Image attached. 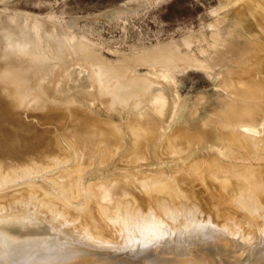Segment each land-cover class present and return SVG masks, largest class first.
<instances>
[{"label":"bare ground","instance_id":"1","mask_svg":"<svg viewBox=\"0 0 264 264\" xmlns=\"http://www.w3.org/2000/svg\"><path fill=\"white\" fill-rule=\"evenodd\" d=\"M222 2L226 5L224 7H232L233 11L225 14L212 25L214 32L211 40L205 36L197 40L188 38L184 40L187 46L185 50L175 45L138 56L132 54L130 57L123 56L116 61L96 56L93 51L83 53L81 55L83 61L92 71L91 75L87 74L88 78L82 79L85 81L83 87L94 88L95 93L91 94L90 91L91 93L88 94L87 90L85 93L83 88L84 90L81 91L83 94L74 93L75 95L66 99H60L56 88L49 84V80L47 81L49 76L60 75L63 72L64 60L61 58L62 63L58 60L54 62L49 57L50 51L47 48L45 55L37 53L38 49L35 53L34 48L35 54L30 55V52H26L25 55L21 43L28 33L18 24L11 23L10 19L2 18L9 28L6 27L8 29L6 34L9 33L7 37L11 36L16 41L22 40L20 45L23 53L20 48L18 50L20 49L23 56L19 55L20 52L17 53L16 48L14 55L18 54L19 58H15L13 63L11 60L16 56H9L11 63L6 54L5 62L11 67L6 69L8 71L0 72V88L3 91H0V110L11 106L22 107L21 101L28 100L29 94L32 98L28 100L32 104L31 107L37 111L36 113L39 111L44 119L63 118L66 112L64 110L68 109L73 121L66 134L78 141V145L73 144L74 148L75 145L79 146L73 151L75 153L73 155H76L73 158L79 161L77 165L80 163L84 166H77L84 168L82 173L85 169L86 171L89 169L90 161L93 160H90V154L98 143H100L99 147L102 149V145L105 150H102L105 156L101 158V162L103 160L105 163L107 160L119 162L122 154H126L124 158H127V161H123L125 160L123 158V163L117 162L124 164L122 167L120 165L117 167V163L116 166L111 163L110 166L119 168L118 173H112V177L111 172H108L111 177L109 178L108 175V180L107 176H104L106 181L100 178L106 167H103L104 170L98 169L101 172L98 174L100 180L97 182L100 185L96 184L97 186L93 185L94 182L89 177V181L92 182L88 181L87 175L84 176L91 171V168L80 174L73 165L76 168H73L74 171L80 174L78 177L84 176L82 181L76 178L77 173L72 172V176L75 174V177H69L68 184L64 183V180L62 182L67 184L66 190L72 187L77 190L74 191L75 196H73V188L65 192L58 190L57 187L60 186L58 176L63 175L61 174L56 176L58 183L54 184L57 182L56 177L53 183L50 181L51 185H57V189L53 185L56 193L51 190L53 186L50 184V192L44 191V193L49 192L48 199L52 194L53 197L50 198L52 200H46L47 196L45 200H41L40 197L44 199L45 195L44 197L37 195L39 200L36 197L35 200L36 194L33 193L37 192L31 187L27 188L25 194L16 196L18 200L11 196L12 203L21 204L22 211H18V206L14 210L8 204V211L13 210H10L7 216H5L8 207L5 203L6 198L1 195L0 199H4L5 205L1 200L3 205L0 203V264H142V259L138 255L133 259L123 258L116 261V257L111 258L105 254L116 250L125 251L132 247L130 242L135 238L146 240V235L151 237L148 238L149 240L154 241H146L147 244L168 242L169 251L174 253L178 249L186 248L185 252L179 255L182 256L180 259H150L147 264H264V162H262L264 161L262 160L264 158L262 157L264 156L262 154L264 153V0H222ZM39 25L40 23H37L35 27L39 28ZM28 41L33 45L30 46L32 49L35 43L32 44L30 38ZM37 41L39 42V39ZM59 42L58 39L57 43L61 48L62 44ZM19 46L17 44L15 47ZM26 46L28 43L24 47L29 50V46ZM8 47L13 55L11 49L15 50V47L12 45ZM58 49L57 54H60L62 49ZM30 51L32 53V50ZM138 58L143 59V62L153 69L145 75L139 74L135 64L138 63ZM82 64L79 66L80 73H85L87 69L85 71L86 66ZM171 66H184L182 70L184 72L187 68L203 71L204 77L212 84L213 92L209 95H200L190 104L189 100L181 98L177 69L171 70L173 69H170ZM68 73L71 75V72ZM218 78H220L219 82ZM32 80H35L34 83L36 82L38 86L31 84ZM98 98L116 114V122L106 118V113L103 114L100 108L95 106V100ZM133 105L135 107L133 115L131 114L132 118L128 121V126L126 125L127 130L122 129L124 124H122L123 120L121 121V109L128 110ZM21 131L26 132L28 136L25 137ZM8 132L5 133L7 137L8 134L10 136ZM127 134L135 139L134 147L132 138H128ZM126 135L130 139L131 146L128 145L127 138L124 139ZM45 136L35 129H20L18 133L13 134V137L8 139L6 136V138L2 137L6 142L10 138L14 140L13 143L9 140L7 146L5 140H2L4 152L9 154L10 158V155L16 153V148L13 146L15 143L24 142L22 144L24 145L27 140L32 139L41 156L45 151L55 153L52 150H56L60 143L63 145L68 141V138L66 142L62 139L61 141L64 142L62 144ZM28 141L26 143H29ZM52 142L59 144L58 147L54 144V148ZM69 144L73 146L68 141L67 147ZM63 146H61L62 153L59 148L57 151L67 160L69 157L66 159V155L71 146L69 148L65 146L66 150L68 149L66 155V152L63 153ZM123 147L130 149L133 147V150L128 149L129 154L122 153L128 152ZM120 151L122 152L118 157L117 153ZM257 151L261 152L260 156L261 154L262 156H254L260 158L254 160H260L262 164L256 161L257 164L254 163L256 164L254 166L251 154L259 155ZM70 152L72 151H69V154ZM113 153L119 159H116ZM97 154L95 151L91 155ZM93 156L92 158H95ZM144 157H148L147 160L151 158L149 159L151 163L144 161ZM71 158L72 155L69 159ZM140 158L143 159V164ZM236 158H240L241 162L239 163L240 159L238 161ZM65 160H63L64 164ZM138 161L141 166L145 165L144 163L149 164L145 165V169L143 167L146 176L141 177L151 180L152 183L148 180L151 183L149 188L145 187L147 183L143 186L139 178L135 177L138 174L142 176L144 172L142 170L141 173L135 174L136 169H142V167L135 169L139 165ZM249 161H252L254 167ZM69 162L66 163L68 168L69 165L74 164L73 161L71 164ZM98 162L94 164L98 165ZM102 163L99 165L104 164ZM136 163L138 165L134 167ZM107 167L109 169V166ZM70 170L72 171V167L66 172L69 174ZM11 171H8L10 175ZM66 172H64L65 176H62L64 179L67 176ZM20 177L23 179L24 176ZM152 179L160 180L159 182L165 180L167 185L162 182V185H159L160 183L154 180L153 182ZM103 180L105 183L108 181L115 183L109 188ZM83 183H86L85 186ZM153 183L156 185L152 186ZM63 186L60 188L65 189ZM104 186L109 190L106 191ZM96 187L99 188L98 191ZM93 189L98 192L97 196ZM69 191L72 194L69 195ZM76 193L79 195L76 196ZM80 194L83 199L79 197ZM7 196L10 197V193ZM73 197L75 201L79 197L80 199L77 200L84 202L83 206H81L82 202L78 204L77 201L76 204ZM53 198L54 201L55 199L59 201L60 205L56 204ZM32 202L34 207H31ZM46 215L50 219H47Z\"/></svg>","mask_w":264,"mask_h":264},{"label":"rangeland","instance_id":"2","mask_svg":"<svg viewBox=\"0 0 264 264\" xmlns=\"http://www.w3.org/2000/svg\"><path fill=\"white\" fill-rule=\"evenodd\" d=\"M224 6H226V5H223L222 0H0V17H1L0 20L2 18L6 17V18L10 19L11 23L18 24L24 32L28 33L27 36L23 37V39L25 38L24 39L25 43H24V41H23V43H21L22 40L16 41V40L12 39L11 36L7 37L9 35V33L8 34H6V33H7V30L9 28L3 22V19L1 20V22H0V24H1V27H0V72L2 73L5 71H8V70H6L8 68L10 69L11 66L9 65L10 66L9 67L7 65L9 63L6 64V62H5V60L7 59L6 54L8 55V61L11 60V57H9V56H16V57L12 58L13 60H11V61L13 62V61H15V58L18 57L17 56L18 54L14 55V53H15L14 51H17L18 48L21 49L22 53H23V49H24L25 55H26V52L27 53L30 52L29 53L30 55L35 54L36 49H38L37 53L40 52L39 53L40 55H45V53L47 52L45 50L48 49V51H50V54H48V55H49V57H51V59H53L54 62H57V60L59 62H61V61L63 62V60H64V62H65V64L63 63L64 69L62 68L63 72H61L60 75L54 74L52 76H49V78L47 79V81L49 80L48 81L49 84L51 86H53L54 88H56V90L58 91L57 94L59 95L60 99H66L71 95L72 96L75 95L74 93H76V94H78V93L83 94V92L87 93V91L89 92L88 94H90L91 92H92L91 94H94L95 93L94 88H88L87 87L88 89H85V87H83L84 83H85V81H84L85 78H88L92 72L91 69H89L88 66L85 65V62L83 61V57L81 56L83 53H85V52L90 53L89 51H91V52L93 51L94 55L97 54L96 56L99 55L100 57L106 58V60L116 61L117 59H120V57L123 58V56L130 57L131 54H132V56L133 55L138 56V54L140 55L142 53H150V51L155 52V51H159V48H160V50H162V49H165L167 47H172V46L174 47L175 45L177 47L179 46L181 49L185 50L187 48V46L185 45L184 40H186L188 38L197 40L201 36H205L209 40H211V35L214 32V28H212V25L217 20L221 19L225 14L231 13L233 11L232 7H224ZM37 20L40 22H37ZM37 23H40L39 28L35 27V25H37ZM35 28H37V29H35ZM50 33L52 36L50 35ZM29 34H31L30 37H29ZM27 37H28V40L30 38V40L32 41V44H33V42L35 44H39V42H40V44H39L40 46L39 45L36 46L34 44V47H32V49H31L30 46H33V45L29 44L30 42L28 40H26ZM36 37L39 39V42L37 41L38 39ZM32 39H34V40H32ZM55 39L57 42H58V39L60 40V42L62 44L61 48L56 41L54 42ZM15 43H16V45H15ZM20 43H21V45L23 44L22 45L23 49L21 48ZM27 43L29 46V50H28V48L24 47L25 44H27ZM17 44H18V46L19 45L20 46L15 47V46H17ZM10 45H12V47H15V50H14V48L11 49V51L13 50V55L11 54L10 49L8 47ZM28 46H26V47H28ZM87 46H88V48H87ZM35 47H37V48H35ZM57 47L59 49H62L61 50L62 54L60 53L61 56H60V54H57V53H59V51H57V49H58ZM84 47L87 49H85ZM16 48H17V50H16ZM33 48H34L35 53H33ZM43 48H44V51H43ZM19 50L17 51V53L20 52ZM26 50H28V51H26ZM30 50H32V53ZM21 52L19 55L23 56V54ZM135 53H137V54H135ZM29 54H27V55H29ZM61 58L63 60H61ZM11 61H9V62H11ZM137 61H138V63H135V64H137L136 67H137V70L139 69L138 70L139 74L145 75L149 70L153 69L152 66L151 67L149 65L147 66V64H145L143 62V59L138 58ZM81 62H83L84 67L86 66L85 71H86V69H87V71L85 73H80L79 66L82 64ZM12 65H14V64H12ZM55 67H57V66H55ZM154 68H159V67L154 66ZM171 68H173V69H171ZM170 69L174 70V71H176V69H177L176 73L178 74V76H179L178 79L180 80V82H179V94H180L181 98H183L185 100H189L190 104L193 103L195 100H197L200 95H203V94L209 95L210 93L213 92L212 84L210 83L209 80H207L204 77L203 71H200L199 69H198V71H196L197 69H195V68H191V69L187 68V69H185L187 71V72L185 71L186 72L185 73L184 71H182L184 69V66H171ZM89 70H90V72H88ZM68 72H71V75H69ZM88 73H90V74L87 76ZM66 74H68V75L66 76ZM0 76H1V74H0ZM82 79H84V80H82ZM219 79L220 78L217 79L218 82L220 81ZM34 81L33 82L30 81V82H31V84L33 83L34 85H36L37 83L36 82L34 83ZM31 84L29 83V85H31ZM29 85L27 84V86H29ZM36 86H38V84ZM31 88H34V87H31ZM83 88L85 89V91H83L84 90ZM0 91H2L1 88H0ZM81 91H83V92H81ZM27 99L28 100L32 99L30 97V94L27 97ZM28 100L24 99V101L23 100L21 101L22 107H21V105H19V107H17V108H16V106H11L9 108L5 107V108L0 110V115H1L0 116V138L5 137V136L7 137V134H5V133H7V131H9L8 133H10V136L8 134V137L7 138L5 137L6 139H8L9 137H13V134L18 133V130L20 131V129L25 128L28 130L35 129V131L42 133L43 136H45L47 134L45 137H47L50 140L52 139V141L54 140L58 143L62 142L61 141L62 139L63 140L65 139V142H66L67 141L66 138H68L69 143H72V145L73 144L78 145V141H76V139H74L76 142V143H74V140L72 138L68 137L69 135L66 134V132L68 131V128L71 127L70 124L72 125V121H73L72 116L70 117V113L68 112L69 111L68 109L64 110V111H66L64 114V116L66 118L63 117L60 119H54V118L53 119H44L41 116V114L39 113V111H38V113H36L37 111H35L31 107L32 104ZM104 104L105 103L101 102V99L99 100V98H98V100L97 99L95 100V106L100 108V110L102 111L103 114L106 113L105 117L106 118L108 117L110 121L113 120V122L114 121L116 122L117 121L116 114L111 112L112 109H110V107L108 105H106V104L104 105ZM134 105L131 106L128 110L121 109V115H122L121 121L123 120L122 124H124L122 126L125 127V128L122 127V129H126V127L128 126L127 123L132 118V115H133L132 113H133V110L135 107ZM10 108H11V110H10ZM19 117H20V119L18 120ZM112 117L113 118L115 117L116 120L113 119ZM17 120H18V122H17ZM121 121H120V123H121ZM22 125H23V127H21ZM56 125H58V126H56ZM14 127H15V129H14ZM57 130H58V132H57ZM126 130H125V133H127ZM11 132H12V134H11ZM60 132L62 134H60ZM21 133L25 134L24 135L25 137L28 136V134H26V132L24 133V131H21ZM63 133H64V135H63ZM125 133H123V134L125 135ZM3 134H5V136H1ZM61 135H63V136H61ZM127 135L124 138L125 140L129 136V135L128 136ZM128 138L131 139L132 137L129 136ZM128 138H127L128 145L131 146V144H129L130 139H128ZM6 139L2 138L0 140V142H2V143H0V148H1L0 149V156H2V155L4 156V157H0V197H1V195H3V197L6 198L5 199L6 205L7 206H8V204H9V206L11 205L12 208H14V210L17 206H18L17 207L18 211L20 209H22V207H21V204H19V203L17 204L16 202H14V204H13L12 203L13 198H11V196L14 197V199H15L19 195L21 196L27 190V188H30V187L35 189V191L38 193V194L33 193L34 195L36 194L35 196L33 195L34 199H35V197L37 198V195H42V196L45 195L44 199L42 197H40L41 200H45L46 196H47L46 200H52V199H50L51 197H53L52 194L49 195V199H48V194L50 192L49 190L51 189V188H49L50 187L49 184L51 185V182L54 181L56 176L61 175V174H63L62 176H65L64 172L68 171L69 168L71 169V167H72V171L70 170V172H69V174L71 176H69L68 172H66L67 176L65 177V179L62 176H58L59 177V183H58V178L56 177L57 180L55 179V181H57V182H54V184L58 183L60 185V186L58 185L59 187H57V188H58V190L61 189V192H62V190L65 192V190H66L65 187L70 181L69 177H75V174L77 173V171H79L80 174H84L85 172H87L91 168V171H88L89 173L87 172V174H85L84 176L87 175L86 176L87 179H88V177L90 179H92L93 182L95 183V184L93 183V185H96V184L100 185L97 182H99V180H100V179H98L99 178L98 174H100L101 171L99 172V170L101 168H102L101 170H104V168L106 167L104 170V173H101V175H100V178H102V179L106 178L104 176H107V179H108V175L111 174L113 177L112 173H114V174L118 173L117 169H119V168H116V167L114 168V166H116V163L118 162L117 160L112 161V162L111 161L109 162L107 160V163L103 162L104 161L103 160L102 162L104 164L100 161L104 158L103 156H105L104 152L102 151V150H104L103 146L101 145L102 149L99 147L100 143L96 144V147H94L95 150L93 148V151H92V153L96 151V154L98 152L100 154V156H99V154H97L96 156L91 155L92 153L90 154V156H91L90 160L93 159L94 162L99 161L98 165L97 164L95 165L93 160H92V161H90L91 165H90L89 169H87V171L85 169V172L82 173V171H84L83 170L84 168H78V167L79 166L84 167V166L80 163H79L80 165L79 164L77 165V163L79 161H76L77 159L75 160V158H73V156L76 157V155H73V153H74L73 151H75L77 147L79 148V146H77V145H75V148H74V145L71 146L69 144V147L70 146L72 147V150H70L71 149V147H70L69 151H72V152H70V154H69V151H68V154H67L66 151L68 149L66 150V148H69V147H67L68 141H67V143L62 142V144L64 143L63 144L64 146L61 145V143H60L59 147L57 146L59 144L56 145L55 142L54 143L52 142L53 147L55 144V147H58L60 149V153H62L61 152V146H63V148H62V150H64L63 153L66 152L65 155L67 154L66 159L68 157L70 158L72 155V158L76 162H74V160H72V158H71V160L69 158L67 160H65V158H64L65 156L62 158V154H60V153L58 154V152H59V151H57L58 148H56V150H52L56 154L52 153L51 151L50 152L45 151L43 153L44 155L40 156V153H39L40 150L35 146L36 143L32 139H30L32 142L30 140L29 141L27 140L29 143H26L27 142L26 141L24 145H22L24 142H22V143L18 142L17 144L15 143L13 146L16 148V153L13 156L10 155V158H9V154H6V152H4L3 145L5 142V146H7L6 143L9 140H11V138L9 140H7V142H6ZM2 140L3 141L5 140V141L3 142ZM12 140H13V138H12ZM12 140H11V142H12ZM57 140H59V141H57ZM131 140H132L131 142L133 143L132 146L134 147L135 139L132 138ZM65 146H66V148H65ZM133 147H131V149ZM123 148H125V147H123ZM97 149H101L100 151H102L103 153L98 151ZM125 149L128 150V149H130V147L125 148ZM125 149H123V150H125ZM35 150H36V152H35ZM130 150H128V152L120 151L119 153H117V156L119 157L121 152L129 154ZM260 153H259V155L258 154L255 155V153H254L253 156H252L253 153L251 154V157H253V159H251L253 161V164L256 163V161H258V160L255 161L254 159L261 157L262 154L264 155V153L262 152V154L260 156ZM31 154H33V155H31ZM113 154L115 157L116 156L115 153H113ZM122 155L123 156H120V157L123 159L126 156V154H122ZM5 156H6V158H5ZM33 156L36 160H34ZM44 156L46 159L44 158ZM92 156L95 158H92ZM117 156L115 157L116 159L118 158ZM254 156H259V157L255 158ZM60 157L63 160H65L66 163L69 161H71V162L73 161L74 164L72 163V166L69 165V168H68L67 164L65 163L66 164L65 165L63 160H61ZM97 157L99 159H97ZM262 157H264V156H262ZM1 158H4L5 160L1 159ZM25 158L28 160L26 161ZM47 158H48V160H47ZM113 158H112V160H113ZM147 158L148 157H146V158L144 157L143 158L144 161H146V162L148 161L147 163H151L149 161V159L151 160V158H149L148 160H147ZM6 159H8V160H6ZM13 159H16L17 161L15 162V160L13 161ZM122 159L119 160V162L121 161V163H123V161H125V162L127 161L126 160L127 158L126 159L124 158L125 160H123V161H122ZM143 159L141 160V158H140L141 164H143L142 163ZM236 159L239 161L240 158H236ZM2 160H4V162ZM9 160H11V161H9ZM38 160H40L41 162ZM262 160H264V158ZM20 161H21V163H20ZM252 161H249V164H252ZM28 162H31V163H28ZM45 162H47V163H45ZM71 162H69V163L71 164ZM100 162L104 166L99 165V164H101ZM139 162L140 161H138L137 163L139 164ZM240 162H241V159H240L239 163ZM262 162H264V161H262ZM108 163H109V165H108ZM111 163L114 166L111 165L112 166L111 167L110 166ZM118 163H117V167H119V165L121 167L124 165V164L122 165V164H118ZM137 163L135 165L133 164L134 167L138 165ZM260 163L261 162H259L258 164H260ZM128 164H131V163H128ZM144 164L149 165L146 163H144ZM253 164H252V167L256 166L257 163L254 164V166H253ZM3 165H5V167ZM73 165H75L76 167L78 166L77 171L76 170L74 171V169H76V168H74ZM105 165L109 166V169ZM133 165H130V166L133 167ZM139 165H138V167H135V169L141 168V167H142V169L141 170L138 169L140 171H138L136 169L135 174L141 173V171L145 169V165H143V166H141V165L139 166ZM263 165H264V163H263ZM65 166H66L67 170H66ZM94 166H95V168H94ZM100 166H102V167H100ZM127 166H129V165H127ZM157 166H158V164H157ZM143 167H144V169H143ZM63 168H65V169H63ZM257 168H258V166H257ZM4 169H5V171H4ZM62 169H63V172L61 173ZM80 169H81V171H80ZM113 169L114 170L116 169V170L114 171ZM147 169L148 168H146V170ZM11 170H13V171H11ZM106 170H108V171H106ZM8 171H11V175ZM12 172H14V173L12 174ZM72 172L73 173L75 172L74 176H72V174H73ZM90 172L91 173L95 172V173L91 174ZM108 172L109 173L111 172V173L108 174ZM144 173H145V170H144L142 176L138 174L135 177L139 178V182L140 183L142 182L143 186L145 185L144 183H147L148 185L146 184L145 187L148 186V188H149V184H151L152 182L150 179H148V180L151 183L148 180H145V178L141 179V177L146 176L145 175L146 173L145 174ZM77 174H76V178L80 175V174H78V175ZM89 175L92 176V178ZM111 175L109 176V178L111 177ZM20 176H22V177L24 176L26 178L23 177V179H22ZM84 176H81L78 178H80V180H81ZM60 178H61V180H60ZM17 179H20V180H17ZM71 179L74 180V178H71ZM84 179H83V181L85 182L86 179L85 180ZM62 180H64L63 182L67 183V184L65 185L62 182ZM73 180H71V181H73ZM96 180H98V181H96ZM143 180L145 182H143ZM153 180L154 179H152V181ZM81 181H79V183H82ZM88 181H89V179H88ZM88 181H86L87 184H88ZM105 181H106V179H105ZM105 181L103 180V183L106 185L107 182L105 183ZM154 181H156V180H154ZM159 181L158 180L156 181L157 183H160L159 185H162V183L166 184L165 180H163V182L161 181L162 183ZM89 182H92V181L90 180ZM109 182L110 181H108V183H107L109 186L106 185V187L108 186L110 188V185H114L113 183H115V182H112V183H109ZM60 183H63V184H60ZM86 183H83L84 186ZM100 183H102V182L100 181ZM54 184H52L51 186H53ZM154 185H156V184L153 183L152 186H154ZM54 186L56 188L57 185H54ZM54 186L51 189V190H53V192H55ZM62 186L65 189L60 188ZM141 186H142V184H141ZM152 186L150 185V187H152ZM112 187H114V186H111V188ZM44 188H46V189L43 190ZM72 188L71 189L73 191V196H75L74 195L75 194L74 193L75 188L74 187H72ZM68 189L69 188H67L66 191H68ZM71 189H69V190H71ZM96 189H97V187H96ZM96 189H93V190L96 191ZM98 189H97V191H98ZM104 189H105V186H104ZM106 189L109 190L108 188H106ZM44 191H46V192L49 191V192L44 193ZM95 191H94V194H95ZM97 191H96V196L98 195ZM75 192H77V190ZM4 193H5V195H4ZM7 193L8 194L10 193V197L7 196L8 195ZM70 194H72V193H70V191H69V195ZM65 195H66V193H65ZM78 195L76 193V196H78ZM79 197L82 198L81 194ZM79 197L76 198V201H75V197H73L76 204L79 202L77 200ZM8 198H10V199H8ZM73 198H72V202H73ZM7 199H8V201H7ZM37 199L39 200V197ZM1 200H2V202L4 201V199H0V201ZM9 200H11V201H9ZM17 200H18V198H17ZM69 200H71V198ZM14 201H16V200H14ZM53 201H54V198H53ZM54 202L56 204H59L58 203L59 201H57L56 199ZM81 202H79L78 204H81ZM3 203H1V205H3ZM5 203H4V205H5ZM15 203L17 205H15ZM83 203L84 202H82L81 206H83ZM32 204H34V203L33 202L31 203V207L32 206L34 207V205H32ZM19 205H20V207H19ZM9 206L5 210V216H7V213L11 210L10 209L8 211ZM11 206H10V208H11ZM67 209H69V208H67ZM20 211H22V210H20ZM63 211H64V209H63ZM66 211L67 210H65V212ZM67 212H69V211H67ZM47 217H48V215H46V218ZM47 219H50V217ZM145 238H147V239L146 240H143V239L139 240V239L135 238L132 242H130V243H132V247H130L129 249H126L125 251L116 250L114 252H109L105 255H108L111 258L116 257V259H115L116 261L123 259V258L133 259L136 255H138V257L142 259V261H141L142 264H147L146 262L149 261L150 259H153V260L159 259V258L180 259L182 256H179V255H181L183 252H185V249H186V248L178 249L174 253L172 251H169V249H170L169 244L170 243L164 242V243H158V244L157 243L156 244H152V243L147 244V242H154V241L149 240L148 238H151V237H149L148 235H146ZM190 238H191V236H190ZM164 239H167V238H164ZM145 242H146V244H144ZM221 243H223V242H221Z\"/></svg>","mask_w":264,"mask_h":264}]
</instances>
